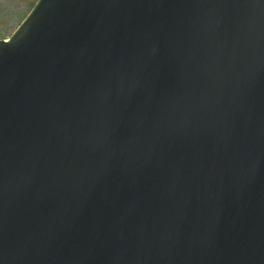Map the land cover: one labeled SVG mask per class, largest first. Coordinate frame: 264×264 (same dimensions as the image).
<instances>
[{
  "label": "water",
  "instance_id": "water-1",
  "mask_svg": "<svg viewBox=\"0 0 264 264\" xmlns=\"http://www.w3.org/2000/svg\"><path fill=\"white\" fill-rule=\"evenodd\" d=\"M0 264H264V0H37L0 39Z\"/></svg>",
  "mask_w": 264,
  "mask_h": 264
},
{
  "label": "rangeland",
  "instance_id": "rangeland-1",
  "mask_svg": "<svg viewBox=\"0 0 264 264\" xmlns=\"http://www.w3.org/2000/svg\"><path fill=\"white\" fill-rule=\"evenodd\" d=\"M37 0H0V39L7 38Z\"/></svg>",
  "mask_w": 264,
  "mask_h": 264
}]
</instances>
